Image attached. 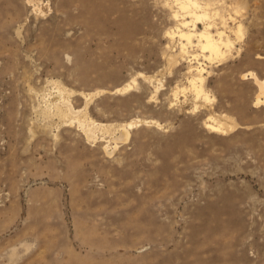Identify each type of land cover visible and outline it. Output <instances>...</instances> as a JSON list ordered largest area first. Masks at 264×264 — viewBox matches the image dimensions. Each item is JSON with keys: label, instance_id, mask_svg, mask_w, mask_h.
Segmentation results:
<instances>
[{"label": "rangeland", "instance_id": "obj_1", "mask_svg": "<svg viewBox=\"0 0 264 264\" xmlns=\"http://www.w3.org/2000/svg\"><path fill=\"white\" fill-rule=\"evenodd\" d=\"M200 2L222 58L174 0H0V264H264V0Z\"/></svg>", "mask_w": 264, "mask_h": 264}, {"label": "bare ground", "instance_id": "obj_2", "mask_svg": "<svg viewBox=\"0 0 264 264\" xmlns=\"http://www.w3.org/2000/svg\"><path fill=\"white\" fill-rule=\"evenodd\" d=\"M174 2L178 6V11L174 12L173 15L174 19L177 22V25L176 29L170 31L168 35L172 39H179L181 46L180 55L186 54L188 46L192 45L194 40H196L198 42L197 46L202 50V52L209 54L208 58L215 59L224 57L226 54V52H224V49H228L233 45V41L226 35L225 32H217V35H214L211 31V25L205 27V30L203 32H197V23L209 18L208 11L210 8V4L201 3L200 0H174ZM185 42L187 43L185 44ZM197 57L198 56H194V59H197ZM195 69L197 71V74L192 76L191 85L193 90L196 92L197 96H199L205 93L203 89V84L205 81V79L203 78L204 69L200 67H196ZM255 79L259 86L260 96L261 94L264 95V81H260L257 77H255ZM60 91H58L61 94H59V97H54L52 98V100L48 99L46 104L49 110L55 109L58 112H61L63 115L68 116L71 112V108H69L68 105H62L66 103L68 104V99L66 102L65 97ZM205 97L208 98V96ZM58 101L63 106V108L59 105H56ZM64 108L66 111L63 110ZM209 122L210 123L208 124V126L214 130L221 131L226 128L222 121H219L218 119H215L213 117H210ZM81 125L87 127V125L85 126L84 123H81L80 126ZM133 125L134 123H130L127 127H132ZM96 129L97 128L95 127H90L89 129L85 128V131L87 135L91 138L95 135ZM121 139H128L127 131H122L121 137L118 138V140Z\"/></svg>", "mask_w": 264, "mask_h": 264}]
</instances>
